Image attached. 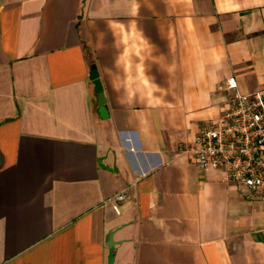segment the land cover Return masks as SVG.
Listing matches in <instances>:
<instances>
[{
	"label": "crops",
	"instance_id": "obj_1",
	"mask_svg": "<svg viewBox=\"0 0 264 264\" xmlns=\"http://www.w3.org/2000/svg\"><path fill=\"white\" fill-rule=\"evenodd\" d=\"M230 76L264 87V0H0V264H264V202L187 151Z\"/></svg>",
	"mask_w": 264,
	"mask_h": 264
},
{
	"label": "built area",
	"instance_id": "obj_2",
	"mask_svg": "<svg viewBox=\"0 0 264 264\" xmlns=\"http://www.w3.org/2000/svg\"><path fill=\"white\" fill-rule=\"evenodd\" d=\"M217 89L231 92L228 106L202 124L187 151L200 169L222 171L225 182L245 187L250 199L264 202V87L243 93L236 76H230ZM126 199V193L112 199L118 212V203Z\"/></svg>",
	"mask_w": 264,
	"mask_h": 264
},
{
	"label": "water",
	"instance_id": "obj_3",
	"mask_svg": "<svg viewBox=\"0 0 264 264\" xmlns=\"http://www.w3.org/2000/svg\"><path fill=\"white\" fill-rule=\"evenodd\" d=\"M91 79L94 81V83L96 84V89L98 91L99 94V106H100V115L103 118L108 117V110L106 108V95L104 92V87L102 84V81L100 80V75L97 69H93L91 71L90 74ZM109 246H110V257H109V261L112 264L114 261V248H115V242L113 240V233L110 235V242H109Z\"/></svg>",
	"mask_w": 264,
	"mask_h": 264
}]
</instances>
